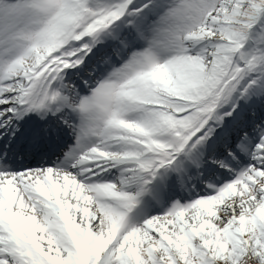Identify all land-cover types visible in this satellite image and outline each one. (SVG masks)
Instances as JSON below:
<instances>
[{"label": "snow or ice", "instance_id": "obj_1", "mask_svg": "<svg viewBox=\"0 0 264 264\" xmlns=\"http://www.w3.org/2000/svg\"><path fill=\"white\" fill-rule=\"evenodd\" d=\"M0 264H264V0H0Z\"/></svg>", "mask_w": 264, "mask_h": 264}]
</instances>
